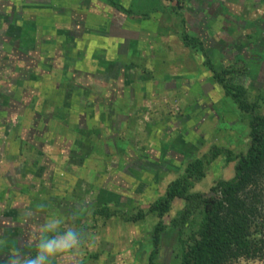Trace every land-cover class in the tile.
<instances>
[{"label": "crops", "instance_id": "0c3cea01", "mask_svg": "<svg viewBox=\"0 0 264 264\" xmlns=\"http://www.w3.org/2000/svg\"><path fill=\"white\" fill-rule=\"evenodd\" d=\"M111 1L126 10H131L132 5L143 4V13L151 9L153 1L165 8L144 18L121 14L110 7L106 0H7V4L13 8L9 13H0V20L20 32V37L30 31V51L27 55L34 56V59L21 55L19 60L25 65L21 69L17 62L16 70L10 72V83L1 80L0 89L9 86V92H25L28 87H39L40 74L49 81L56 77L60 82L73 80L72 85L70 83L67 87L77 95L84 90H79L80 84L86 86L85 91L89 94L101 89L106 100L104 109L108 112L113 110L114 105V101L108 97L114 94L110 87L117 82L115 80H122V94L128 100L129 110H139L142 107L137 106L140 105L144 106L143 109H157L158 106L167 109L174 107L173 102L179 106L180 114L175 120H169V126L177 135L176 145L171 144L172 149L166 150L169 155L184 159L185 152H192L197 140L202 139L205 124L210 119H215L217 113L222 112L224 115L231 109L226 107V96L204 64L205 58L199 47L190 48L184 43L183 37L186 35L197 39L211 61L219 64L239 63L241 60L238 59L244 56L248 59L251 56L249 50L254 48L260 50L258 52L264 59V0H173L170 5L163 0H128V5H121L119 0ZM99 5H102L103 13L98 11ZM28 9L32 10V15H29ZM22 12L28 15H23ZM93 39L96 43L92 42ZM61 53H66V56L60 55ZM36 56L40 61L36 60ZM260 63L261 76L256 73L254 79L263 81L264 60ZM37 64L40 67L39 73L28 69ZM24 67L27 69L24 70ZM251 78L249 85L253 87ZM194 87L197 88L196 91L192 90ZM259 87L256 85V88ZM45 90L48 92V89ZM1 103L3 102L0 101ZM61 105L62 110H68L66 103ZM164 108L162 109L165 111ZM162 118L164 117H156L153 120ZM28 119L29 124L34 126L31 135L25 138L15 135L11 140L3 141L5 147L1 152L0 170H3L2 175H5L10 188L19 189L21 198L24 195H30L31 198L27 199V203L22 201L21 205L12 208L0 201V227L28 242L33 239L30 244L39 241L37 226L53 218L50 202H47L51 198L45 196L44 186L47 184L59 179L62 183L70 181L72 184L75 178L74 181L83 185L81 178L91 175L96 168L99 169V164L102 167L110 163L117 169L127 168L134 176L135 173L139 174V180L148 175V172L154 174L152 172L156 171L151 172L148 165L156 164L153 169L159 166L146 155L137 154L130 132L125 133L124 140L115 135L105 138L98 135L96 122L88 125L91 128H85L70 121L69 124H62L54 135L53 119L44 111L36 116L31 115ZM217 119L220 120V117ZM110 121L113 120L108 119L106 123ZM152 125L158 127L159 123ZM107 128L111 127H99L104 130ZM113 131L110 129L107 134ZM193 136L197 139H192ZM119 143H123L124 151L116 149L115 144ZM104 144L106 153H103ZM57 145L63 148H58V155L55 157ZM132 161L140 165L138 172L133 171L129 165ZM169 161L168 157L167 165ZM90 162L93 164H89ZM86 164L89 168L82 172ZM90 168L93 170H90L91 173L88 171ZM7 169H12L13 172L4 174ZM98 169L88 185H92L96 197L100 193L110 198L109 182L117 175L114 176V169L109 172ZM19 175L24 176L20 178ZM26 182L27 186L20 188L21 183ZM116 183H121L122 187L126 184L128 187L130 178L124 181L117 178ZM75 192L73 190L72 193ZM73 204L77 205L72 203V206ZM25 208L30 209L29 215L23 214ZM52 210L56 213V208ZM83 212L85 207L78 210L80 215ZM84 227L85 223L77 230H83ZM86 229L87 227L85 232Z\"/></svg>", "mask_w": 264, "mask_h": 264}, {"label": "rangeland", "instance_id": "374dc122", "mask_svg": "<svg viewBox=\"0 0 264 264\" xmlns=\"http://www.w3.org/2000/svg\"><path fill=\"white\" fill-rule=\"evenodd\" d=\"M119 1L121 5H128L129 3L128 0ZM163 1L169 5L174 2L173 0ZM141 5H132V9L130 11H139L140 13H143L142 7L144 6ZM99 6L98 11H102L101 13H103L102 5ZM12 8V5L7 4V0H0L1 14L4 12L9 13ZM27 12L29 15H32V10L28 9ZM22 14L28 15L25 12H22ZM29 35L30 31L26 32L24 36L20 37V32L16 31V29L10 26L9 23L7 24L3 20H0V81L3 80L4 82L10 83V72H14V70H16L17 62L20 65L19 68L25 65V63H21L20 60L22 58L21 55L28 56L27 53L30 51L28 42L31 35ZM92 42H95V40L93 39ZM22 47L25 49H21ZM258 51L260 50L255 48L253 50L250 49L249 53L251 56L248 58L249 60L245 59V61H243V57L238 59L241 60V62L240 64L236 63L237 65H234V67L236 72L238 69L241 71L238 72V75H232L234 80H239L240 84L247 89V93L250 94L252 100H255L259 91L250 87L248 81L250 77H256L257 71L251 69V67H255L254 61L256 59H259L260 62L263 61L260 56V52ZM40 53H42V51ZM261 53H263L262 50ZM60 55L66 56V53H61ZM19 56L21 57L18 58ZM28 57H33L34 59V56L29 55ZM41 57H44L43 54ZM37 59L40 61V59L36 56V60ZM250 59H254V61ZM212 65L213 68L218 71H220L221 67L230 68L228 63L219 64L212 61ZM37 66L38 64L34 68L29 66L28 69L38 72L40 67L38 68ZM256 67H258V70L261 71L262 63ZM23 69L25 70L27 68L24 67ZM45 74L46 73H42V75L46 77L47 75ZM41 79L43 78L40 74L38 81L42 86L39 85V87L35 88L28 87L25 92H17L14 90L9 92V86L2 90L0 89V101L3 102L0 105V159L2 156L1 152L3 151L2 148L5 147V143H3V141L6 142L7 140H11L15 135L17 137L23 136L24 138L28 135H31V130L34 128V126L29 124L30 121L28 118L31 115H39V113L42 111H44L46 115L53 119V125H55L54 135H56V132L59 131L62 124H69L70 121H74L76 125H81L85 128H91L88 125H91L92 122H96L98 125V135H102L105 138L113 137L115 135V137H119V139L123 138L124 140L125 133L130 132V138L138 155H146L147 158L152 159L150 161L158 163L159 167H161L160 170L162 169V171H164L163 163L166 162L168 157L170 161L167 165L169 167L167 168L169 171L164 175L163 179L159 181L155 172H152L154 170H150L154 174L148 172V175L141 178L140 183L135 186L138 191L140 189L143 190L142 193L139 192L140 194L138 195L137 199L134 200L130 198L129 200L122 199L120 201V207L124 213H128V210H134L139 204L144 210L150 203L162 196L167 184L179 176V173L183 170L187 161H189L192 157H200L204 155L208 152L211 146L236 148L242 150L248 141L247 132H245L247 127L244 126V124H240L238 122L235 105L230 98L226 97L225 103L228 104L226 107H229L231 110H229L228 113L226 112L224 115L222 112L217 113L215 119H210L207 124L204 122L207 127L203 125L204 128L202 129V139H198L197 145L193 147L192 152L190 150L189 153L185 152V158L180 160L175 156L169 155L168 150H166L172 149V145H176L177 141V135L174 134V131H172V128L169 126V120H175L180 114V108L174 102V107H167V109L166 107L164 108L162 106H158L159 108L157 109H147V107L146 109H143L144 106L140 105L137 106L142 107L139 110H129V105L127 103L128 100L122 94V80H115L117 82L110 87V91H114V94L112 95L113 97L111 95L108 96L110 97V100L114 101V105L110 101V103L113 105H111L113 110L107 112L105 111L106 109H104L106 106L103 104L106 103V100H104L101 89L98 92L95 91L93 94H89L85 91L86 86L84 84L81 86L80 84L79 90H84L82 93L80 92L79 95H77L76 93H73V90H70V88L67 87V85L70 83L72 85L73 80L71 82H60L57 77L55 79H51L50 81L48 79ZM63 85L65 87L62 88ZM196 87H194L192 90L196 91ZM44 88L48 89V92ZM87 90L89 91V88ZM260 92L264 94V90ZM190 99L191 98L189 97V100ZM261 99L263 100L264 98ZM66 100L68 101L66 102ZM64 103L68 105V110H62L61 104ZM157 103L159 104V102ZM162 108L166 110L164 111ZM259 112L264 114V105L259 109ZM153 117L164 118H162V120H153ZM219 117L220 120L217 119ZM107 118L113 121L106 123L108 120ZM158 123V127L152 125ZM101 125L109 126L111 128H107V130L99 129V127L101 128ZM110 129L115 131L108 135L107 132ZM191 138L195 140L197 139L195 136ZM58 148L62 149L63 147L59 145L56 146L54 151L55 157L58 155ZM131 154L134 155L133 153ZM87 164L82 168V172L89 168ZM89 164L92 165L93 163L90 162ZM111 165L110 163H107L103 165L104 167H102V164H99V169L96 168L95 170L98 169L101 172H109L113 171L112 169H114V171H116L117 167ZM1 167L2 164L0 165V169ZM9 170H4V174L5 172H8L9 174L13 172L12 169ZM90 170L91 168L88 171ZM95 170H91L93 173L90 171L91 175L85 178L80 177L83 180V185H79L77 181H74L76 180L74 178L72 184L70 181L62 183L59 179L60 182L55 181L54 183H51L52 185L47 184V186H44L46 189L45 196L51 198L50 200L48 199L47 202H50L49 204L51 205L50 210L52 211V217H61L60 219L62 220V224L59 228L60 231L58 232H64L69 227L77 230L82 227L83 223H85L87 227L86 232H82L83 243L81 247L76 252H74L71 257L58 256L51 260L50 264H148V256L151 249L150 235L153 226L157 223V217L155 215L149 214L143 220L135 224L123 222L119 217H113L108 220L100 217L92 219L90 216L93 207L101 206L104 202L111 200V198L103 196L100 193L97 194L96 197V194L92 189V185H88L90 179L92 180L95 177ZM2 174L3 170L0 172V201H2L4 205H9L11 208L16 205H21L22 201L27 203V199H30L31 196L24 195V199L21 198V194L18 192L19 189L10 188L11 186L7 182L5 175ZM24 175L19 176L20 178H23ZM104 175V177H106V174ZM135 175L138 179H140L139 174L135 173ZM231 176L232 168L230 165L224 167L221 162H215L208 168L205 179L201 183L197 184L196 189L206 195H209L211 187L216 183L217 180L228 179ZM79 180L80 179H78V181ZM86 180L87 183L85 182ZM115 180L117 181V178H115ZM58 183L65 185L59 186ZM22 186L26 187L27 182L24 184L21 183L20 188L23 189ZM124 187H127V185L124 184ZM73 190H76L75 194L72 193ZM47 197H45V199ZM72 203H77V205L73 204L72 206ZM81 207H85V212H83L84 214L80 215L78 210H80ZM180 207L181 202L179 200H175L171 211L163 218L165 225L168 227L161 235L157 264H176V256L178 255V230L172 229L169 227V224L170 219L175 216ZM52 208H56V213L54 210H52ZM29 212L30 209L28 210L25 208L23 214L28 213L29 215ZM79 219H82V221L80 222ZM31 241L33 242V239H29V242ZM255 264L260 263L257 262Z\"/></svg>", "mask_w": 264, "mask_h": 264}, {"label": "trees", "instance_id": "16d2710c", "mask_svg": "<svg viewBox=\"0 0 264 264\" xmlns=\"http://www.w3.org/2000/svg\"><path fill=\"white\" fill-rule=\"evenodd\" d=\"M106 3L121 14L144 18L165 8L153 1L148 12L139 13L126 10L111 0H106ZM183 39L190 48L199 47L205 58L204 64L212 72L215 82L224 95L232 100L238 122L247 127V143L242 150L211 146L204 155L192 157L179 176L167 184L163 195L144 210L140 204L134 210H128V213H124L120 207L122 199L136 200L143 190L138 191L135 187L140 180L127 168L117 169L114 176L117 175L116 178L121 181L130 178V186L124 188L121 183L116 184L114 178L111 179L108 190L111 200L94 207L90 217L105 220L119 217L123 222L135 224L149 214L155 215L158 220L150 235L148 264H157L161 235L168 227L163 218L171 211L174 201L179 200L181 207L169 224V227L178 230L176 264H264V114L259 112L264 105V99H261L264 94L260 92L264 90V80L252 79V88L259 91L255 100H252L247 89L232 76L241 71H235L236 63L218 71L213 68L211 59L197 39L186 35ZM245 59L247 58L244 56L243 61ZM260 64V60L256 59L255 67H251L258 74L256 66ZM256 85L260 87L256 88ZM105 146H102L103 153H106ZM115 146L119 152L124 151L123 143ZM95 151L94 148L93 152ZM215 162H221L224 167L230 165L232 176L217 180L211 187L210 194L206 195L198 191L196 186L205 179L208 168ZM129 165L133 171L138 172L140 169L135 161ZM155 165L148 166L151 171L156 170L155 174L160 181L169 167L166 162L163 163L164 172L159 166L153 169ZM85 228L79 232L84 233ZM0 232H3L0 233V264H9V257L17 251L22 256H35V246L39 241L30 244L1 227Z\"/></svg>", "mask_w": 264, "mask_h": 264}, {"label": "clouds", "instance_id": "9594fccd", "mask_svg": "<svg viewBox=\"0 0 264 264\" xmlns=\"http://www.w3.org/2000/svg\"><path fill=\"white\" fill-rule=\"evenodd\" d=\"M60 218H50L37 226L40 233L34 257L22 256L19 251L9 257V264H50L58 256L71 257L83 243V233L74 228H67L60 233Z\"/></svg>", "mask_w": 264, "mask_h": 264}]
</instances>
